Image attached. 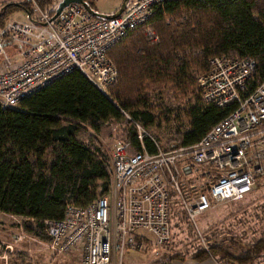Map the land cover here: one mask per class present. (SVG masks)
I'll list each match as a JSON object with an SVG mask.
<instances>
[{"label": "trees", "instance_id": "obj_1", "mask_svg": "<svg viewBox=\"0 0 264 264\" xmlns=\"http://www.w3.org/2000/svg\"><path fill=\"white\" fill-rule=\"evenodd\" d=\"M56 1L0 3V30L14 13L31 16L34 5L44 9ZM87 2L96 10L94 1ZM107 55L117 71L108 95L74 69L17 106L0 107V214L21 216L23 230L43 242L49 241L46 220L61 219L68 206L84 207L109 192L113 171L100 141L108 125L118 126L117 139L140 151L135 123L149 128L176 115L185 127L163 149L193 145L237 105L206 104L196 90L195 77L213 56L253 59L250 90L264 78V1H166ZM169 93L192 101L166 104L163 95ZM161 139L157 132L142 143L155 152ZM262 254L264 235L234 250L214 240L190 254L167 257L253 264Z\"/></svg>", "mask_w": 264, "mask_h": 264}, {"label": "built area", "instance_id": "obj_2", "mask_svg": "<svg viewBox=\"0 0 264 264\" xmlns=\"http://www.w3.org/2000/svg\"><path fill=\"white\" fill-rule=\"evenodd\" d=\"M60 1L44 9L34 5L27 21H10L0 30L1 57L9 43L23 47L18 61L4 57L0 63L1 108L17 106L74 69L108 95L117 75L108 50L172 0H132L113 19L94 17L78 3L54 17ZM255 68L253 59L209 60L196 81L201 99L219 108L237 105L193 145L167 150L155 143L156 151L149 152L142 143L148 134L135 123L141 150L114 143L109 192L84 207L68 206L61 219L46 220L49 249L78 253L80 264H123L129 250L151 243L148 233L155 248L170 244L173 205L197 228L198 216L244 199L264 176V78L248 86Z\"/></svg>", "mask_w": 264, "mask_h": 264}, {"label": "rangeland", "instance_id": "obj_3", "mask_svg": "<svg viewBox=\"0 0 264 264\" xmlns=\"http://www.w3.org/2000/svg\"><path fill=\"white\" fill-rule=\"evenodd\" d=\"M22 1L24 0H0V3ZM94 1L98 11L109 13L116 11L122 3V0ZM21 13L22 11H19L18 16ZM14 48L18 53L23 49L20 44L14 42L9 43L6 51L10 54ZM18 53L15 54V57L9 55L11 64L18 61ZM9 56L7 53L5 56H0V63L4 57ZM200 74L202 73L195 77V87L198 93L196 81ZM170 95L171 93L166 94V96L163 95L166 104L170 101L174 106H183L184 103L192 101L188 98L180 102L178 98ZM167 99L169 100L167 101ZM176 118V115H172L169 121H161L159 125L155 123L149 128H144V130L149 135L159 132L162 137L159 146L163 149L164 142L170 138V135L177 128L185 127L184 120ZM119 134H121L119 127L110 124L107 126L105 134L100 136V141L108 158L114 143L118 141L117 136ZM196 225L197 228L185 218L178 204L173 205L170 244L166 247L155 248L152 235L148 233L149 235H146L151 243L144 244L142 249L129 250L124 255L123 264H167V256L170 253L190 254L194 248L205 247L214 240L219 242L223 240L224 246L229 250L240 247V244L255 241L264 235V176L257 180L253 190L244 199L217 205L198 216ZM14 235H18L20 239L14 240ZM219 263L230 264L224 260ZM0 264H80V255L78 253L54 254L49 249L48 242H43L23 230L21 216L0 214ZM253 264H264V254L259 256Z\"/></svg>", "mask_w": 264, "mask_h": 264}, {"label": "water", "instance_id": "obj_4", "mask_svg": "<svg viewBox=\"0 0 264 264\" xmlns=\"http://www.w3.org/2000/svg\"><path fill=\"white\" fill-rule=\"evenodd\" d=\"M130 1H132V0H122V3L120 4V6L118 7V9L116 11H114L113 13H110V14H106V13L98 12V11L92 9L90 7L89 3L87 2V0H61L57 6L56 13H55L54 17H56L61 12V10L64 7H66L68 4L78 3V4L82 5L94 17L103 18V19H113V18L118 17L124 11V9L130 3ZM183 170L185 173H188L189 167H184Z\"/></svg>", "mask_w": 264, "mask_h": 264}, {"label": "crops", "instance_id": "obj_5", "mask_svg": "<svg viewBox=\"0 0 264 264\" xmlns=\"http://www.w3.org/2000/svg\"><path fill=\"white\" fill-rule=\"evenodd\" d=\"M93 1H94V0H93ZM94 4H95V1H94ZM95 9H96V5H95ZM96 11H98V10L96 9ZM98 12H102V13L110 14L109 12H104V11H98ZM18 13H19V12L14 13V14L12 15V18H11L12 21L25 22V21L28 20V19H27V14H26V13L22 12L20 16H18ZM111 13H113V12H111ZM13 19H15V20H13ZM6 53H7V56L11 55V57H12V56L15 57V56H16L15 54L18 53V52H17L16 49L14 48V51L11 52L10 54H8L7 51H6ZM14 57H13V58H14ZM8 58H10V56H9ZM10 59H11V58H10ZM167 264H220V263L217 262V261H216L215 259H213V258H210V259H207V260H204V261H195V260H192V259L187 258V259L184 260V261H180V260H172V261H168Z\"/></svg>", "mask_w": 264, "mask_h": 264}]
</instances>
